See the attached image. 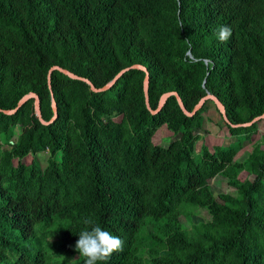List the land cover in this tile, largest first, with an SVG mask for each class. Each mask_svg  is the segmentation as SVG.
<instances>
[{"label":"trees","instance_id":"trees-1","mask_svg":"<svg viewBox=\"0 0 264 264\" xmlns=\"http://www.w3.org/2000/svg\"><path fill=\"white\" fill-rule=\"evenodd\" d=\"M132 63L149 71L151 108L175 90L191 110L209 92L231 123L251 121L264 113V0H0V108L35 92L50 120V67L101 87ZM144 76L131 67L95 92L54 69L49 124L34 98L0 109V264H85L84 219L124 242L99 264H264V134L237 157L264 119L226 123L236 141L198 151L210 100L187 114L172 93L152 112ZM164 124L186 138L155 142ZM218 176L234 191L216 194ZM202 209L209 220L183 219Z\"/></svg>","mask_w":264,"mask_h":264},{"label":"rangeland","instance_id":"rangeland-1","mask_svg":"<svg viewBox=\"0 0 264 264\" xmlns=\"http://www.w3.org/2000/svg\"><path fill=\"white\" fill-rule=\"evenodd\" d=\"M115 120L121 119V113H112L110 115ZM203 117L205 120V124L196 132L201 134L202 139L197 140V150L200 151L204 145L210 147L211 150H214V147L220 145L221 143H229L232 140L236 141V138L231 135L229 128L221 117L219 111L217 110L215 104L210 100L209 108L207 111L203 112ZM15 135L13 139H16L20 132L22 131L20 126H16L14 128ZM264 134V121L260 122L259 130L256 133H253L252 140L246 142L245 147L239 152L238 157L245 158L247 154L252 151L255 143L259 142L262 139V135ZM175 138H186V134L183 132H179L177 134L173 133L166 126L162 127L160 130H157L153 139L157 143H161L163 145H168L172 139ZM11 145L4 143L3 148H9ZM39 159L41 160L42 166L45 167L47 165V159L49 157V152L44 151L38 154ZM34 159L33 153L30 151L28 155H26L23 160L27 162V164H31ZM19 159L15 158V165L18 164ZM212 187L216 194L220 192H233L234 188L228 183L226 177L218 176L212 180ZM211 218V215L207 209H202L197 214L190 215L188 217H183V219L188 223H199L202 221H207ZM51 237L50 239H53ZM69 262V261H67ZM52 264H64V260L61 258L55 259Z\"/></svg>","mask_w":264,"mask_h":264},{"label":"water","instance_id":"water-1","mask_svg":"<svg viewBox=\"0 0 264 264\" xmlns=\"http://www.w3.org/2000/svg\"><path fill=\"white\" fill-rule=\"evenodd\" d=\"M131 67H138V68H142L145 70V76H144V94H145V101H146V104L147 106L150 108V110L152 112H156L158 111L164 104L167 96L169 94H175L176 97H177V100H178V103L179 105L181 106L182 110L187 113V114H193L194 112H196L201 106L202 104L204 103L205 100H211L217 110L219 111L221 117L223 118V120H225L226 123H230L232 126L234 127H239V126H250L254 123H257L261 120L264 119V113L260 114V115H257L255 117L252 118L251 121H248V122H242V123H231L230 119H228V116L226 114V110H225V106L224 104L220 101V99L212 94V93H209L207 92L205 96H203L198 103H196L194 105V107L189 110L186 108V106L184 105L179 93L175 90H171V91H166L164 93L161 94L159 100H158V104L155 108H151L150 105H149V101H148V83H149V71L148 69L146 68L145 65L143 64H140V63H132L130 65H126L124 67H122L112 78H110L106 83H104L103 86L101 87H96L94 84H92L87 78L85 77H81V76H77L76 74L70 72L69 70L61 67V66H58V65H53L52 67L49 68L48 70V84H49V89H50V93H51V105H52V109H53V116L50 118V120H45L43 119L42 117V114H41V109H40V100H39V97L38 95L35 93V92H27L25 93L24 95L21 96V98L18 100L17 104L15 107L11 108V109H6V108H0L2 109L4 112H8V113H11V112H14L26 99H28L29 97L30 98H34V111H35V114L36 116L38 117V119L44 123V124H49L52 120H54L58 114V111H57V105H56V101L54 99V95H53V92H52V89H51V85H50V74L52 72V70L54 69H58L59 71L69 75L70 77L72 78H78V79H81V80H84L86 81L87 83L90 84L91 86V89L95 92H99V91H104V89L108 88L109 86H111L115 80L127 69L131 68Z\"/></svg>","mask_w":264,"mask_h":264},{"label":"clouds","instance_id":"clouds-1","mask_svg":"<svg viewBox=\"0 0 264 264\" xmlns=\"http://www.w3.org/2000/svg\"><path fill=\"white\" fill-rule=\"evenodd\" d=\"M221 42L227 41L232 35L229 26H220L217 32ZM85 225H92L79 233L76 250L80 257L85 258V264H99L106 261L112 253L123 250V240L110 232L103 230L99 225H94L91 219H84Z\"/></svg>","mask_w":264,"mask_h":264},{"label":"crops","instance_id":"crops-1","mask_svg":"<svg viewBox=\"0 0 264 264\" xmlns=\"http://www.w3.org/2000/svg\"><path fill=\"white\" fill-rule=\"evenodd\" d=\"M204 124H205V120H204ZM166 126V124H164V125H162L158 130H160L162 127H165ZM231 142H235V141H231ZM231 142H229V143H221L220 145H228V144H230ZM238 157V156H237ZM241 158V157H240ZM241 159H243V158H241Z\"/></svg>","mask_w":264,"mask_h":264}]
</instances>
